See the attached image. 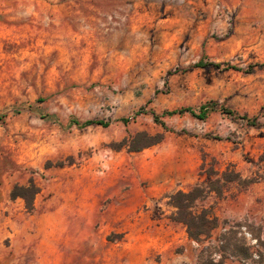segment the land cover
Wrapping results in <instances>:
<instances>
[{"label": "rangeland", "instance_id": "374dc122", "mask_svg": "<svg viewBox=\"0 0 264 264\" xmlns=\"http://www.w3.org/2000/svg\"><path fill=\"white\" fill-rule=\"evenodd\" d=\"M0 117V264H264V0H0ZM203 164L252 183L197 242L169 196Z\"/></svg>", "mask_w": 264, "mask_h": 264}, {"label": "trees", "instance_id": "16d2710c", "mask_svg": "<svg viewBox=\"0 0 264 264\" xmlns=\"http://www.w3.org/2000/svg\"><path fill=\"white\" fill-rule=\"evenodd\" d=\"M197 66L199 67H215L220 68L221 64L217 63H204L200 61ZM215 109V104L203 105L200 107L199 113H197L191 107H184L181 109L168 111L165 114L169 116L183 115L186 113L192 116L204 120L207 118L209 112ZM227 114L232 115V111H226ZM247 118V117H242ZM1 119V117H0ZM156 122H159L163 127L165 123L159 120V116L154 115ZM249 122H254V119H247ZM75 125L86 127L92 125L108 126V123L103 121L88 120L83 123L74 120L72 122ZM163 140V136L160 134L150 135L146 132H139L134 137L123 140V146H126L130 151H141L142 149L156 145ZM201 175H205L207 183H199L193 186L188 191H177L169 196V205L173 207L174 211L170 215V220L176 223H180L185 226L186 232L190 239L197 242H202L211 236L212 231L218 226V218L212 213L211 207H205L204 202L211 193H214L218 198H222L227 186L230 183H243L249 185L251 180H244L241 178L239 172L230 167L221 173L214 169L213 165L208 168L203 164L201 166ZM40 192V187L36 185L33 179L29 181L27 185L16 184L11 191V198H21L28 211L34 210V200L36 195Z\"/></svg>", "mask_w": 264, "mask_h": 264}]
</instances>
